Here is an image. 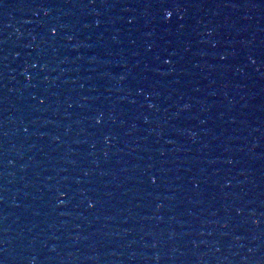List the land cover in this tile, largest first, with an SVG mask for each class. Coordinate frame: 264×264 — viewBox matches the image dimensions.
I'll list each match as a JSON object with an SVG mask.
<instances>
[{"label":"water","instance_id":"obj_1","mask_svg":"<svg viewBox=\"0 0 264 264\" xmlns=\"http://www.w3.org/2000/svg\"><path fill=\"white\" fill-rule=\"evenodd\" d=\"M51 235L43 0H0V264H51Z\"/></svg>","mask_w":264,"mask_h":264},{"label":"snow or ice","instance_id":"obj_2","mask_svg":"<svg viewBox=\"0 0 264 264\" xmlns=\"http://www.w3.org/2000/svg\"><path fill=\"white\" fill-rule=\"evenodd\" d=\"M161 7H162L163 15H166V17L170 19L173 15L172 11L168 7H165L163 5V2L161 4ZM52 31L55 32L56 31L55 28H53ZM165 62L167 63L168 61Z\"/></svg>","mask_w":264,"mask_h":264}]
</instances>
